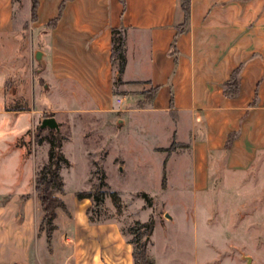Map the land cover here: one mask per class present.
Masks as SVG:
<instances>
[{"label": "crops", "instance_id": "0c3cea01", "mask_svg": "<svg viewBox=\"0 0 264 264\" xmlns=\"http://www.w3.org/2000/svg\"><path fill=\"white\" fill-rule=\"evenodd\" d=\"M182 2L38 0L36 20L30 22L31 0H0V32L7 30L16 7L20 17L29 19L23 30L43 32L45 44L39 49L51 84L64 85L74 100L84 101L59 112L114 114L124 124L139 111L171 117L173 138L188 147V154L178 150L158 156L161 176L168 180L170 157L183 154L189 157L187 184L193 194H201L220 172L246 173L264 155V0H189L184 28ZM52 21L55 25L48 28ZM114 29L123 30L125 37L119 85H114L112 64ZM238 70L239 93L226 97L224 85ZM127 97L132 105L116 108L115 101L123 105ZM4 113L34 116L38 111L4 110L0 115ZM35 171L20 191L0 175V264H134L124 229L139 221L92 220L88 199L74 196L67 204L58 195L66 211H57L56 230L47 243L39 230L43 214L34 190ZM110 211L115 214L112 206ZM150 242L151 236L148 257Z\"/></svg>", "mask_w": 264, "mask_h": 264}, {"label": "rangeland", "instance_id": "374dc122", "mask_svg": "<svg viewBox=\"0 0 264 264\" xmlns=\"http://www.w3.org/2000/svg\"><path fill=\"white\" fill-rule=\"evenodd\" d=\"M18 10L14 8L7 30L0 32V112L36 110L38 114L0 115V175L9 187L27 189L35 168L46 163L48 145L39 140L49 133L38 129L44 118L53 117L59 125V151L69 163L60 170L63 201L70 204L77 192L97 185V177L104 173L106 202L92 206L89 216L92 220L115 217L122 225L134 220L152 222V264H264V155L250 171L220 172V177L211 179L208 192L193 194L185 179L188 147L175 142L176 123L171 117L139 111L126 118L130 124H124L114 114L59 112L84 101L74 100L72 90L64 85L51 84L39 49L45 36L42 31L23 30L29 19L20 17ZM115 105L126 108L132 98L124 99L123 105L115 101ZM33 122L37 123L32 127ZM178 150L185 155L170 157L168 180L172 185L165 179L163 187V162L158 156ZM112 193L118 197L117 208Z\"/></svg>", "mask_w": 264, "mask_h": 264}, {"label": "trees", "instance_id": "16d2710c", "mask_svg": "<svg viewBox=\"0 0 264 264\" xmlns=\"http://www.w3.org/2000/svg\"><path fill=\"white\" fill-rule=\"evenodd\" d=\"M19 1V0H12ZM38 0H31V13L30 22L36 20ZM182 10L184 12V28L187 25L189 17V0H183ZM56 21H52L48 24L49 27H53ZM27 25H25V28ZM174 45H172V48ZM125 37L124 31L119 29L112 30V64L116 68L117 79L114 85L121 84V74L125 67ZM239 74L240 70L234 72L228 83L224 85V95L229 98H234L239 93ZM154 94V90L149 92ZM48 130V129H45ZM44 130H39L42 133ZM49 136L45 140H39V143L46 142L48 145L47 161L40 166L35 172L34 178V190L36 198L40 203V208L43 214L39 230L45 233L47 243H50L52 233L56 230L54 221L57 217V211H66L64 202L58 197V195H64L63 181L60 175L62 166H69L68 161L62 156L59 151L60 143L58 137L54 131L48 130ZM232 136H229L226 143V147L229 146L232 140ZM29 154V153H28ZM92 174H99L98 171H93ZM97 185L91 186L90 191L78 192L75 194V198L78 201L88 199L92 201V206L99 207L103 204L107 194L103 191V188L107 187L105 183V175L101 173L97 177ZM162 186H165V175H163ZM113 197L114 206L119 207L118 197L115 193L111 195ZM145 196V195H144ZM147 200V197H146ZM150 204V201L147 200ZM148 204V205H149ZM90 209L87 210L89 215ZM91 219V217H90ZM153 224L152 222L140 223L135 222L132 226L126 229L125 235L131 236L128 239V244L132 246V259L134 264H152V260L148 257L147 253V240L152 235Z\"/></svg>", "mask_w": 264, "mask_h": 264}, {"label": "water", "instance_id": "95a60500", "mask_svg": "<svg viewBox=\"0 0 264 264\" xmlns=\"http://www.w3.org/2000/svg\"><path fill=\"white\" fill-rule=\"evenodd\" d=\"M39 58V54L37 55ZM48 129L50 131H54L56 135L59 133V125L53 117L44 118L39 125V130Z\"/></svg>", "mask_w": 264, "mask_h": 264}, {"label": "built area", "instance_id": "2783aa9c", "mask_svg": "<svg viewBox=\"0 0 264 264\" xmlns=\"http://www.w3.org/2000/svg\"><path fill=\"white\" fill-rule=\"evenodd\" d=\"M117 102H118V103H120V102H121V100H118Z\"/></svg>", "mask_w": 264, "mask_h": 264}]
</instances>
